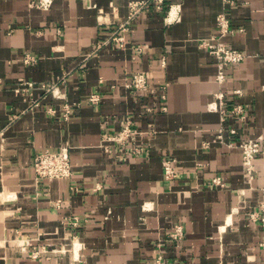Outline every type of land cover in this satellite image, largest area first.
<instances>
[{"label": "crops", "instance_id": "obj_1", "mask_svg": "<svg viewBox=\"0 0 264 264\" xmlns=\"http://www.w3.org/2000/svg\"><path fill=\"white\" fill-rule=\"evenodd\" d=\"M34 1L0 0V264H151L160 253L173 264H264V154L250 182L238 144L264 140V0L150 5L125 47L100 43L127 21L132 0ZM221 12L233 31H220ZM213 36L247 53L223 82L201 44ZM135 71L159 91L127 87ZM220 93L225 108L245 104L247 118L223 119ZM66 102L80 103L68 117ZM130 117L145 151L121 158L103 134ZM63 145L72 176L39 180L37 150ZM72 216L82 218L76 228ZM178 224L185 235L174 240Z\"/></svg>", "mask_w": 264, "mask_h": 264}, {"label": "built area", "instance_id": "obj_2", "mask_svg": "<svg viewBox=\"0 0 264 264\" xmlns=\"http://www.w3.org/2000/svg\"><path fill=\"white\" fill-rule=\"evenodd\" d=\"M168 0H132L130 2V13L128 19L125 22L120 23L115 27L109 38L100 43V46H103L109 42H115L118 46L125 47L127 43L126 34L130 30L131 23L136 18V16L146 7L153 5L158 10H163L166 7ZM53 0H35L34 5L49 8ZM172 9V8H171ZM170 9V11H171ZM177 14L175 18H177ZM169 19V17H168ZM218 26L222 34L233 31L230 25V20L225 12H221L217 18ZM201 44L209 47L210 51L218 58L219 60V73L218 80L223 82L227 79L226 69L228 66L242 62L247 57V53L226 44H222L215 38V36L202 40ZM141 50V48H138ZM36 60L35 56L28 54L26 56L27 62H32ZM26 82H24L25 84ZM28 87L34 86V82H27ZM126 86L131 89H139L145 92L156 93L159 90L154 88L151 85L150 79L146 72L144 71H135L133 72ZM166 84L162 86L165 91ZM26 88L21 89L17 88V91L26 90ZM48 92H52L54 96L61 97L60 89L58 84H52L46 86ZM237 93H241V90H238ZM165 97V93L163 94ZM219 97L221 99L220 105L217 108L223 113V119L226 118L227 113L240 116L242 119H246L248 116L249 108L242 103H236L231 108H225L224 94L220 93ZM91 101L98 102L101 100L99 94H93L90 97ZM38 104L35 101L34 105ZM80 105L77 103L66 102L64 105L66 116H70L73 110V106ZM163 109L167 110V106H163ZM52 113H56L55 108H50L49 110ZM154 132V130H153ZM231 132L235 133L236 129L231 128ZM144 131L134 126L133 120L130 118L127 119L126 124L118 129L107 131L105 130L103 134L104 144L107 146L108 150L113 151L114 148L120 151V157L125 158L126 155H140L145 151V147L139 144V136L142 135ZM219 137L223 140V134H219ZM239 147L242 150L243 165L245 168V173L250 182H253L257 176V166L256 159L261 154H264V140L253 139V138H244L241 142L238 143ZM176 159L168 158L164 160L165 173L167 178H174L177 175V168L175 167ZM34 168L36 176L39 180L44 179H55V178H70L73 174V163L71 159L70 148L67 145H63L60 148H41L37 150L34 157ZM213 181L217 184H221L222 180L220 177H216ZM264 222V206H263V215L261 216ZM82 218L79 216L69 217L66 221L68 224L74 226L75 228L81 224ZM171 238L174 240H180L185 235V230L181 224L175 226V229L171 232ZM151 264H173L171 263L162 253L158 254L154 258Z\"/></svg>", "mask_w": 264, "mask_h": 264}]
</instances>
